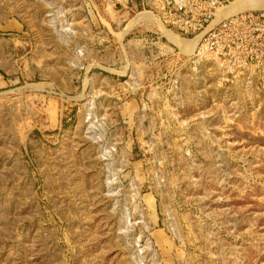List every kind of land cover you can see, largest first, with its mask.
Instances as JSON below:
<instances>
[{"label":"rangeland","instance_id":"rangeland-1","mask_svg":"<svg viewBox=\"0 0 264 264\" xmlns=\"http://www.w3.org/2000/svg\"><path fill=\"white\" fill-rule=\"evenodd\" d=\"M224 2L0 0V264H264V18L222 23L264 9Z\"/></svg>","mask_w":264,"mask_h":264},{"label":"built area","instance_id":"built-area-1","mask_svg":"<svg viewBox=\"0 0 264 264\" xmlns=\"http://www.w3.org/2000/svg\"><path fill=\"white\" fill-rule=\"evenodd\" d=\"M224 3L231 4L230 0H225ZM222 4V3H220ZM215 7H212L210 11L203 15L202 19L208 20L212 16H214ZM256 12H249L248 14H240L236 16H232L227 20H224L222 23H224L225 27H233V28H239L242 24H251L253 25L254 22L261 21V18H264V15L256 16Z\"/></svg>","mask_w":264,"mask_h":264},{"label":"bare ground","instance_id":"bare-ground-1","mask_svg":"<svg viewBox=\"0 0 264 264\" xmlns=\"http://www.w3.org/2000/svg\"><path fill=\"white\" fill-rule=\"evenodd\" d=\"M228 6V5H227ZM250 9H264V2L259 1V0H238L236 2H234L233 4H231V6L227 7L223 12H221L222 14V18L239 13L241 11H245V10H250ZM224 16V17H223ZM168 34V33H167ZM171 36V35H170ZM169 36V37H170ZM176 44H178V42L176 39H173V36L170 37ZM183 42V41H181ZM193 43V42H191ZM196 43V42H195ZM186 45V44H185ZM183 47V50H188V45L181 46ZM192 48V47H190ZM196 48V47H195ZM194 49V48H193ZM189 51V50H188ZM187 52V51H186Z\"/></svg>","mask_w":264,"mask_h":264}]
</instances>
